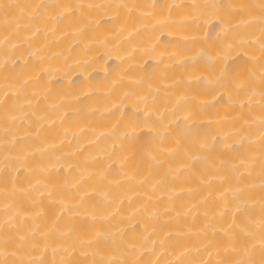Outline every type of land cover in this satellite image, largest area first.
I'll use <instances>...</instances> for the list:
<instances>
[{
    "label": "bare ground",
    "instance_id": "6f19581e",
    "mask_svg": "<svg viewBox=\"0 0 264 264\" xmlns=\"http://www.w3.org/2000/svg\"><path fill=\"white\" fill-rule=\"evenodd\" d=\"M0 264H264V0H0Z\"/></svg>",
    "mask_w": 264,
    "mask_h": 264
}]
</instances>
